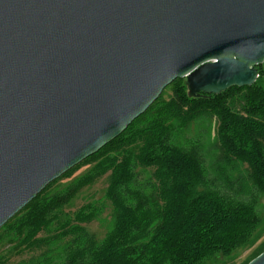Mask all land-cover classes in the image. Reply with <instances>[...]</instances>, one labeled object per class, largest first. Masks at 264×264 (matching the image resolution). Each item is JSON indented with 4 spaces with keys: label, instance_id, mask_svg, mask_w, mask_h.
I'll use <instances>...</instances> for the list:
<instances>
[{
    "label": "water",
    "instance_id": "obj_1",
    "mask_svg": "<svg viewBox=\"0 0 264 264\" xmlns=\"http://www.w3.org/2000/svg\"><path fill=\"white\" fill-rule=\"evenodd\" d=\"M263 63L264 0H0V229L175 80L221 94Z\"/></svg>",
    "mask_w": 264,
    "mask_h": 264
},
{
    "label": "trees",
    "instance_id": "obj_2",
    "mask_svg": "<svg viewBox=\"0 0 264 264\" xmlns=\"http://www.w3.org/2000/svg\"><path fill=\"white\" fill-rule=\"evenodd\" d=\"M257 69L259 78L252 86L232 87L221 94L193 97L186 79L175 80L168 86L171 97L155 120L134 130L135 120L119 137L84 160L115 146L139 143L137 154L110 166L108 198L117 211L116 226L101 245L93 242L76 255L84 258L88 254L82 264H216L251 241L261 221L257 208L264 196V71L262 65ZM241 98L245 106L238 112L231 102ZM204 114L218 117V137L225 153L249 165L256 186V196L249 201L235 202L207 188L197 151L171 142L170 121H191ZM134 160L155 168L161 195L158 193L154 204L133 187ZM77 189L39 201L43 190L2 228L26 210L18 231L23 234L27 229L26 238L35 237L48 224L51 213L67 204ZM74 261L78 260L70 264Z\"/></svg>",
    "mask_w": 264,
    "mask_h": 264
},
{
    "label": "rangeland",
    "instance_id": "obj_3",
    "mask_svg": "<svg viewBox=\"0 0 264 264\" xmlns=\"http://www.w3.org/2000/svg\"><path fill=\"white\" fill-rule=\"evenodd\" d=\"M262 66L264 71V63ZM262 85L264 87V75ZM171 93L172 88L168 87L153 107L136 119L133 129L144 128L155 120L163 104L170 99ZM231 105L236 111L242 112L245 102L241 98L235 103L231 102ZM169 124L172 127L171 142L178 148L194 149L199 154L207 188L218 191L235 202H247L256 196V186L249 165L229 157L221 145L217 116L204 114L186 122L174 119ZM117 148L122 149L116 150ZM138 148L139 143L112 147L82 162L51 184L41 194L39 201L65 194L77 187L78 189L67 204L51 213L48 224L35 237L27 239V229L23 234L18 231L26 210L10 225L2 228L0 264H70L71 260H78L74 261L75 264L85 263L88 254L84 258L76 255L93 242L101 245L116 226L117 211L108 198L112 179L110 166L116 160L137 154ZM135 161L133 187L150 197L154 204L158 193L161 195L159 182L154 175L155 168ZM257 209L261 221L251 241L232 256L221 258L216 264H248L264 252V196L260 197Z\"/></svg>",
    "mask_w": 264,
    "mask_h": 264
},
{
    "label": "bare ground",
    "instance_id": "obj_4",
    "mask_svg": "<svg viewBox=\"0 0 264 264\" xmlns=\"http://www.w3.org/2000/svg\"><path fill=\"white\" fill-rule=\"evenodd\" d=\"M209 164V163H208ZM56 237V236H55ZM22 241V240H21ZM54 246V245H53Z\"/></svg>",
    "mask_w": 264,
    "mask_h": 264
}]
</instances>
